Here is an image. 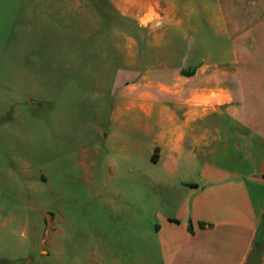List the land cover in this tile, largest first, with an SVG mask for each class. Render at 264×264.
I'll use <instances>...</instances> for the list:
<instances>
[{
  "label": "crops",
  "instance_id": "obj_1",
  "mask_svg": "<svg viewBox=\"0 0 264 264\" xmlns=\"http://www.w3.org/2000/svg\"><path fill=\"white\" fill-rule=\"evenodd\" d=\"M52 1L17 0L6 37L23 13L32 52L45 46L40 37L50 46L66 41L58 9L90 7L86 0H57L55 8ZM102 1L118 18H139L155 33L203 32L207 21L229 45L194 65L173 63V47L167 58L155 48L158 56L143 62L138 52L118 69L111 130L87 156L116 151L127 167L107 163L113 170L97 185L101 201L80 219L61 217L65 227H55L50 248L40 253L48 264H246L264 231V0ZM90 11L98 28L99 8ZM8 41L0 42V59L8 58ZM134 43L139 50L157 45ZM113 47L120 50V40ZM32 61L24 60L22 74Z\"/></svg>",
  "mask_w": 264,
  "mask_h": 264
},
{
  "label": "rangeland",
  "instance_id": "obj_2",
  "mask_svg": "<svg viewBox=\"0 0 264 264\" xmlns=\"http://www.w3.org/2000/svg\"><path fill=\"white\" fill-rule=\"evenodd\" d=\"M16 1L0 0V42L9 40L4 48L8 58L3 54L0 59V223H6L0 225V264H48L40 249L50 248L55 227H65L60 218L80 219L81 211L101 201L97 185L103 184L104 176L111 177L113 170L107 163L114 160L127 167L116 151L87 156L88 150L102 146L111 130L118 69L130 66V56L143 51L140 60L144 62L157 55L155 48L165 55L167 47H173L169 55L173 63L188 60L187 64L194 65L218 55L229 42L207 21H203V32L169 27L155 33L140 27L139 18H118L107 2L86 0L90 9L99 8L98 28L90 9L74 7L64 14V8H57L61 15L55 21L58 28L67 29V40L50 46L40 37L45 46L32 52L29 45L36 43L25 24L26 14L16 15L18 23L10 37L5 34ZM56 1H52L55 8ZM41 18L37 25L42 24ZM201 18L205 20L206 15ZM117 25L119 31L114 28ZM118 40L120 50L113 47ZM134 42L157 45L139 50ZM30 58L34 67L22 74L21 65Z\"/></svg>",
  "mask_w": 264,
  "mask_h": 264
},
{
  "label": "water",
  "instance_id": "obj_3",
  "mask_svg": "<svg viewBox=\"0 0 264 264\" xmlns=\"http://www.w3.org/2000/svg\"><path fill=\"white\" fill-rule=\"evenodd\" d=\"M264 262V231H262L256 240L246 264H263Z\"/></svg>",
  "mask_w": 264,
  "mask_h": 264
}]
</instances>
